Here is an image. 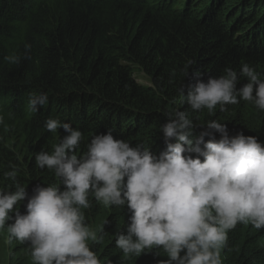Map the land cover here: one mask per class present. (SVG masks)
I'll return each mask as SVG.
<instances>
[{
    "label": "trees",
    "instance_id": "trees-1",
    "mask_svg": "<svg viewBox=\"0 0 264 264\" xmlns=\"http://www.w3.org/2000/svg\"><path fill=\"white\" fill-rule=\"evenodd\" d=\"M223 1L0 0V188L15 190L13 181L4 177L13 169L27 197L37 185L58 183L52 171L35 164L37 152L51 153L66 135L63 128L48 132L44 125L49 118L82 132L78 155L86 151L92 134L111 132L114 139L133 147L143 144L159 156L166 150L160 125L177 109L194 120L193 137L210 131L219 139L220 134L206 125L216 120L226 125L230 136H255L264 144V111L251 102L240 100L225 111L218 106L209 115L206 109L192 111L179 91L184 87L186 96L197 79L222 76L226 68L239 72L244 63L264 73V49H253L264 44V38L258 39L256 30L245 37L254 27L264 29V7L245 30L235 32L237 17L225 31L219 21L228 16L221 17L228 9ZM217 9L215 16L212 11ZM241 32L245 46L237 41ZM26 43L31 45L29 58L9 64L5 57L23 56ZM189 60L195 63L188 68ZM137 73L146 83L137 81ZM245 83L246 78L238 79L236 88ZM41 93L47 94V105L30 112V95ZM59 187L64 189L62 183ZM27 197L17 206L21 214ZM89 200L91 207L82 211L86 224L101 238L89 242L101 264H162L168 259L162 250L125 256L115 238L118 232L126 234L131 215L127 206L105 207L91 196ZM227 235L220 251L222 264H264V229L241 223ZM0 264H32L27 242L9 244L6 227L0 230Z\"/></svg>",
    "mask_w": 264,
    "mask_h": 264
},
{
    "label": "clouds",
    "instance_id": "clouds-1",
    "mask_svg": "<svg viewBox=\"0 0 264 264\" xmlns=\"http://www.w3.org/2000/svg\"><path fill=\"white\" fill-rule=\"evenodd\" d=\"M30 52L26 43L23 56L5 60L18 65ZM194 63L189 60L188 68ZM224 71L206 82L197 79L186 96L180 87L190 109L214 115L218 106L225 111L243 100L264 111V73L248 63L239 72ZM240 78L247 83L237 89ZM47 103V94H32L28 110L35 113ZM166 117L160 125L166 150L159 156L143 144L133 147L114 139L111 132L92 134L86 151L78 155L82 132L70 123L47 119L48 132L63 128L66 135L51 153L37 152L35 164L52 171L58 183L37 185L27 197L26 187L16 182L17 170L4 173L15 186L14 191L0 188V230L6 227L8 243L27 242L32 264H101L89 243L101 238L86 224L82 211L91 207V196L105 207L126 205L130 211L126 234L118 232L115 238L125 256L162 250L168 257L162 264H222L220 251L237 224L264 229V144L255 136H230L226 125L216 120L206 125L219 139L210 131L193 137L194 120L187 111L177 109ZM26 197L21 214L17 206ZM9 219L13 222L6 224Z\"/></svg>",
    "mask_w": 264,
    "mask_h": 264
},
{
    "label": "rangeland",
    "instance_id": "rangeland-1",
    "mask_svg": "<svg viewBox=\"0 0 264 264\" xmlns=\"http://www.w3.org/2000/svg\"><path fill=\"white\" fill-rule=\"evenodd\" d=\"M194 3V0H192ZM223 3H227V8L228 9H224V13L221 15V17L228 15L226 19H221L220 24L223 25V27H225V31H228V26L231 22L234 21L235 18L239 17V19L236 21L237 25L235 28V32H238L242 29H246L247 27L246 24H251L256 22L255 19L258 18V16L260 15V7H264V0H225L223 1ZM231 6L233 7V9H231ZM204 7V2H201L200 6L197 8V12L196 15H198V18H202V8ZM164 9V5H161L160 10ZM212 13H214L215 16L219 15V10H213ZM193 14V13H192ZM220 17V18H221ZM262 22V21H260ZM259 22V23H260ZM256 30L257 34H258V39L264 38V29H259L258 26L255 28H252L250 30V32L248 31L245 34V37L249 38L253 35L254 31ZM244 32H241L239 34H242L240 36H238L237 41L239 43L240 42V38L243 35ZM235 38V35H234ZM244 43V42H243ZM242 46H245L244 44L241 43ZM257 47H254L253 49H264V44H255ZM136 76V75H135ZM137 81L139 82H146L145 77L143 76L142 73H137Z\"/></svg>",
    "mask_w": 264,
    "mask_h": 264
},
{
    "label": "water",
    "instance_id": "water-1",
    "mask_svg": "<svg viewBox=\"0 0 264 264\" xmlns=\"http://www.w3.org/2000/svg\"><path fill=\"white\" fill-rule=\"evenodd\" d=\"M141 83H146V82H141Z\"/></svg>",
    "mask_w": 264,
    "mask_h": 264
}]
</instances>
